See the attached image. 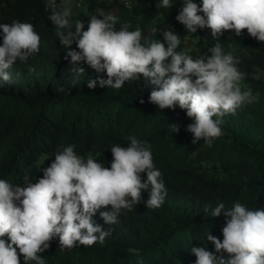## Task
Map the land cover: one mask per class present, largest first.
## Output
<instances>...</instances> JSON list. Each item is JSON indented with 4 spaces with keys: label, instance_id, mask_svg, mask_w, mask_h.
<instances>
[{
    "label": "trees",
    "instance_id": "trees-1",
    "mask_svg": "<svg viewBox=\"0 0 264 264\" xmlns=\"http://www.w3.org/2000/svg\"><path fill=\"white\" fill-rule=\"evenodd\" d=\"M80 1L83 9L73 12L72 20L83 21L84 30L91 15L117 8V30L123 22L130 23L129 30L139 26L142 43L156 39L167 47L162 32L171 27L180 35L177 51L198 58L211 55L208 49L217 42L210 29L188 33L176 20L183 0H171L170 9H157L159 0H132L130 6L124 0ZM193 2L202 5V0ZM57 3L63 7L62 0ZM49 15L44 0H0V23H32L41 37L40 51L26 62L18 60L9 70L12 83L0 88V179L23 184L27 173L35 183L43 176L45 160L54 159L56 151L68 145H75L77 154L85 159L91 155L110 168V147H127V137L135 136L151 145L153 163L162 173L167 195L160 208L147 209L151 186L142 190V202L132 211L124 210L115 225H107L98 212L94 219L105 230H113L103 244L77 242L76 247L60 251L59 239L54 237L50 248L41 253L45 264H195L192 246L215 252L207 241L208 230L223 240V212L211 217V209L219 203L228 209L239 202L264 210V42L249 36L247 29L241 36L234 30L223 32L219 42L225 53L240 59L239 69L248 74L241 88L250 89L253 100L223 118V135L211 146L203 140L192 144L193 135L186 131L192 121L186 110L178 104L174 111L160 110L150 103V92L157 86L143 75L120 89L100 87L99 83L89 88V79H106V73H96L84 62L80 64L84 73L75 70L70 58L65 59L67 50ZM153 27L159 31L153 33ZM2 41L0 30V44ZM70 49H76V44ZM172 123L179 125L178 133H173ZM146 179V173L142 174V182ZM3 239L10 242L7 236ZM129 247L139 249L140 255L128 253Z\"/></svg>",
    "mask_w": 264,
    "mask_h": 264
},
{
    "label": "clouds",
    "instance_id": "clouds-1",
    "mask_svg": "<svg viewBox=\"0 0 264 264\" xmlns=\"http://www.w3.org/2000/svg\"><path fill=\"white\" fill-rule=\"evenodd\" d=\"M44 4L55 34L67 50L65 59L70 58L78 73L85 71L81 62L96 73H106V79H89V88L99 83L100 87L120 89L143 75L157 86L150 92V103L160 110L174 111L177 104L186 110L192 121L186 127L193 135L192 144L203 140L211 146L223 135V118L253 100L251 90L241 88V81L248 74L239 69L240 59L232 52L225 53L219 41L226 30L241 36L247 29L249 36L264 42V0H202V5L183 0L176 20L188 33L210 29V36L217 41L208 49L211 55L198 58L177 51L181 39L171 27L162 32L167 47L156 39L142 43L139 26L129 30L130 23L123 22L117 30L118 18L112 13L100 10L98 15H91L84 30L83 21L72 20L70 7H61L57 0H44ZM172 6L171 0H159L156 5L157 9ZM0 30L3 88L12 83L11 67L40 51L41 37L32 23L19 20L0 23ZM151 31L156 33L159 29L153 27ZM73 43L79 50L70 49ZM171 126L173 133L179 132L178 124ZM127 141V147H110V168L91 155L85 159L77 154L75 145H68L56 151L54 160L42 169L43 176L35 178V183L27 173L23 184L0 179V264H21V256L23 264H45L41 253L50 248L54 237L59 239L60 251L76 247L77 242L83 246L103 244L113 230H105L94 219L96 214L99 212L109 226L117 224L124 210L132 211L142 202V190L149 186L146 207L160 208L167 189L161 171L154 166L151 145L135 136L127 137ZM144 173L147 179L142 182ZM204 210L209 214L207 207ZM222 212L223 240L208 230L207 241L215 246V252L192 246L195 264H264V210L239 202L226 209L224 203H219L211 209L210 216L220 217ZM5 236L10 242L3 239ZM127 252L140 255L135 247H129Z\"/></svg>",
    "mask_w": 264,
    "mask_h": 264
},
{
    "label": "rangeland",
    "instance_id": "rangeland-1",
    "mask_svg": "<svg viewBox=\"0 0 264 264\" xmlns=\"http://www.w3.org/2000/svg\"><path fill=\"white\" fill-rule=\"evenodd\" d=\"M124 1H132V0H124ZM62 6L63 7H70L74 13L83 9V4H82V1H80V0H62ZM109 13H112L113 15L117 16L118 15V9L112 8ZM52 160H54V159L53 158H47L45 160L43 168H46L47 166H49V164L52 162Z\"/></svg>",
    "mask_w": 264,
    "mask_h": 264
},
{
    "label": "built area",
    "instance_id": "built-area-1",
    "mask_svg": "<svg viewBox=\"0 0 264 264\" xmlns=\"http://www.w3.org/2000/svg\"><path fill=\"white\" fill-rule=\"evenodd\" d=\"M128 6H130V3L129 2H126Z\"/></svg>",
    "mask_w": 264,
    "mask_h": 264
}]
</instances>
